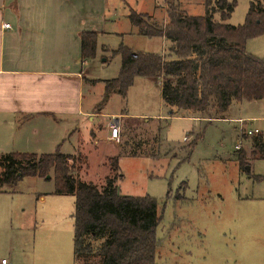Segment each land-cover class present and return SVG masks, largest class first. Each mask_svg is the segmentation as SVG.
Instances as JSON below:
<instances>
[{
  "label": "rangeland",
  "instance_id": "rangeland-1",
  "mask_svg": "<svg viewBox=\"0 0 264 264\" xmlns=\"http://www.w3.org/2000/svg\"><path fill=\"white\" fill-rule=\"evenodd\" d=\"M175 1L186 15H204V0H107L104 8L114 13L112 21H116L108 29L122 35L97 39L96 59L89 63L91 74L116 78L121 57L114 52L120 47L135 53L164 50L163 54L167 45L137 36L127 15L133 10L153 16L160 24ZM252 1L236 0L225 24L242 26ZM245 50L264 59V35L247 39ZM98 97L95 111L126 113L138 120L131 132H126L125 120L118 122V142L103 133L118 118L96 119L93 134L102 131V140L115 152L125 140L156 148L153 158L120 156L115 184L121 195L157 201V264H264V159L252 151L253 136L241 137L243 131L257 130L254 136L264 140V99L233 102L212 118H189L191 113L170 110L161 99V83L146 77H135L123 97L111 94L104 102L103 96ZM153 137L159 140L158 146ZM90 140L89 130L82 128L76 155L86 161L78 177L101 186L107 176L114 175L108 164L114 155L98 151ZM53 190L51 180L30 177L0 189V261L73 264L74 198L54 195Z\"/></svg>",
  "mask_w": 264,
  "mask_h": 264
},
{
  "label": "trees",
  "instance_id": "trees-1",
  "mask_svg": "<svg viewBox=\"0 0 264 264\" xmlns=\"http://www.w3.org/2000/svg\"><path fill=\"white\" fill-rule=\"evenodd\" d=\"M204 5V15L197 17L186 15L178 2L170 3L160 24L153 16L130 10L127 20L136 35L163 39L167 48L156 54L120 47L114 52L121 57L119 73L104 81L102 101L111 94L123 97L135 77L160 82L163 103L170 110L191 113L189 118H212L226 112L233 102L264 99V59L245 50L247 39L264 35V0L249 4L244 24L238 27L225 24L236 0H204ZM97 36L96 32L80 35L82 60L95 57ZM136 120L126 118V132L134 130ZM255 136L251 137L252 151L264 159V140ZM153 142L160 143L156 137ZM141 143H122L118 154L108 159L114 175L107 176L101 186L78 177L86 161L79 155L59 150L41 155L0 154V189L30 177L51 180L54 195L74 198L73 264H157V201L121 195L115 184L120 156L155 155L156 148Z\"/></svg>",
  "mask_w": 264,
  "mask_h": 264
},
{
  "label": "crops",
  "instance_id": "crops-1",
  "mask_svg": "<svg viewBox=\"0 0 264 264\" xmlns=\"http://www.w3.org/2000/svg\"><path fill=\"white\" fill-rule=\"evenodd\" d=\"M106 2L0 0L1 154L41 155L59 150L75 156L82 128L89 130V143L97 144L98 151L118 154L102 140L104 134L109 139V132L96 135L91 126L96 119L121 122L128 116L95 111L107 80L91 74L89 63L95 61L96 53L92 60L81 57L83 32H96L97 39L122 35L108 29L116 21H112L114 13L106 12ZM5 24L10 29H3Z\"/></svg>",
  "mask_w": 264,
  "mask_h": 264
},
{
  "label": "built area",
  "instance_id": "built-area-1",
  "mask_svg": "<svg viewBox=\"0 0 264 264\" xmlns=\"http://www.w3.org/2000/svg\"><path fill=\"white\" fill-rule=\"evenodd\" d=\"M3 29L8 30V29H10V26L5 24V25H3ZM239 122H243V121L240 120ZM256 134H258L257 130L247 131V132L243 131L241 134V137H242V135L249 137V136H254ZM119 138H120L119 123H118V121H112V123L109 125V140L111 142H118ZM183 140L185 141L186 138H184ZM234 149H235V151H239L240 145H236V147ZM0 264H11V263L7 262L5 259H2L0 261Z\"/></svg>",
  "mask_w": 264,
  "mask_h": 264
},
{
  "label": "water",
  "instance_id": "water-1",
  "mask_svg": "<svg viewBox=\"0 0 264 264\" xmlns=\"http://www.w3.org/2000/svg\"><path fill=\"white\" fill-rule=\"evenodd\" d=\"M246 170H248V167H246Z\"/></svg>",
  "mask_w": 264,
  "mask_h": 264
}]
</instances>
